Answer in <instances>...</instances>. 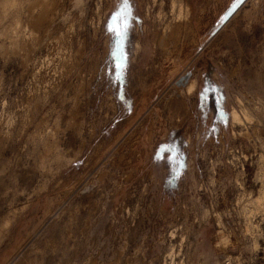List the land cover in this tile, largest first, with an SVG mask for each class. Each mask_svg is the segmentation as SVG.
Segmentation results:
<instances>
[{
    "label": "rangeland",
    "instance_id": "rangeland-1",
    "mask_svg": "<svg viewBox=\"0 0 264 264\" xmlns=\"http://www.w3.org/2000/svg\"><path fill=\"white\" fill-rule=\"evenodd\" d=\"M0 264H264V0H0Z\"/></svg>",
    "mask_w": 264,
    "mask_h": 264
},
{
    "label": "snow or ice",
    "instance_id": "snow-or-ice-1",
    "mask_svg": "<svg viewBox=\"0 0 264 264\" xmlns=\"http://www.w3.org/2000/svg\"><path fill=\"white\" fill-rule=\"evenodd\" d=\"M129 2H130V0H120V3H122L124 5H128ZM130 15H131V13H130V11H128V9L126 7L124 13L122 15H120L119 17H117V19H119L122 22V27L119 30H117L116 28H110V31H112L119 38L121 43L123 41L124 34L126 33V30L128 27L127 17ZM117 78H119V77H117ZM210 92H214V89H204L200 94L201 100H202L204 105H207L210 101V97H209ZM212 99H213V102L216 106L217 112H219L221 109L222 98L216 99L215 97H213Z\"/></svg>",
    "mask_w": 264,
    "mask_h": 264
},
{
    "label": "bare ground",
    "instance_id": "bare-ground-1",
    "mask_svg": "<svg viewBox=\"0 0 264 264\" xmlns=\"http://www.w3.org/2000/svg\"><path fill=\"white\" fill-rule=\"evenodd\" d=\"M192 88H193V85H190L189 90H191ZM231 117H232L233 122H235V123H241V121H242L241 117L238 115V113L235 110L232 111ZM246 119H248V118H246Z\"/></svg>",
    "mask_w": 264,
    "mask_h": 264
}]
</instances>
